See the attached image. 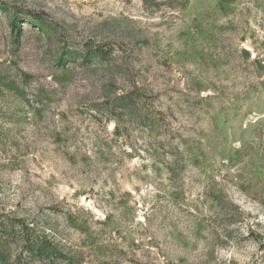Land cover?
<instances>
[{
    "label": "rangeland",
    "instance_id": "rangeland-1",
    "mask_svg": "<svg viewBox=\"0 0 264 264\" xmlns=\"http://www.w3.org/2000/svg\"><path fill=\"white\" fill-rule=\"evenodd\" d=\"M19 256L264 264V0H0V264Z\"/></svg>",
    "mask_w": 264,
    "mask_h": 264
},
{
    "label": "trees",
    "instance_id": "trees-1",
    "mask_svg": "<svg viewBox=\"0 0 264 264\" xmlns=\"http://www.w3.org/2000/svg\"><path fill=\"white\" fill-rule=\"evenodd\" d=\"M27 251L29 253V257H31V259L35 261H46V260L51 261L60 258L59 254L55 250L51 248H46L44 246L39 248H28ZM20 261L21 259L19 256L15 263L17 264Z\"/></svg>",
    "mask_w": 264,
    "mask_h": 264
}]
</instances>
